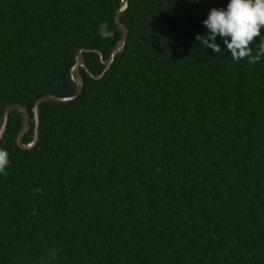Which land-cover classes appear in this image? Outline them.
Instances as JSON below:
<instances>
[{"label":"trees","instance_id":"trees-1","mask_svg":"<svg viewBox=\"0 0 264 264\" xmlns=\"http://www.w3.org/2000/svg\"><path fill=\"white\" fill-rule=\"evenodd\" d=\"M121 4L0 0V126L24 105L32 142L36 102L76 93L80 50L104 71ZM226 4L129 0L126 48L101 79L81 67L78 98L41 104L32 149L11 112L0 264H264V37L238 62L195 39Z\"/></svg>","mask_w":264,"mask_h":264},{"label":"clouds","instance_id":"clouds-1","mask_svg":"<svg viewBox=\"0 0 264 264\" xmlns=\"http://www.w3.org/2000/svg\"><path fill=\"white\" fill-rule=\"evenodd\" d=\"M202 23L206 32L204 35L197 33L195 39L207 50L219 53L226 49L237 62L245 57L251 60L250 45L254 38L264 37V0H227L226 6L212 7ZM261 54H264V42L257 56ZM9 163L8 152L0 149V174H6Z\"/></svg>","mask_w":264,"mask_h":264},{"label":"water","instance_id":"water-1","mask_svg":"<svg viewBox=\"0 0 264 264\" xmlns=\"http://www.w3.org/2000/svg\"><path fill=\"white\" fill-rule=\"evenodd\" d=\"M128 8H129V0H122L121 7L119 8L116 14V22L123 32V38L113 50L110 58L105 59L104 54L102 52L95 50L96 52H99L102 62L106 65L104 71L100 75H94V73L88 68L86 64L85 56H84V53L89 52L90 50L88 49L80 50L76 57V63L71 70V76L73 80L75 81V83L77 84L76 93L71 96H58L56 94H47L36 102L34 106V110H33L34 121H35V134H34V138L32 142L30 143H24V136L30 130L31 121H32L28 108L21 104H12L8 106L4 112L3 122H2V125L0 126V144L6 133V130H7V127L10 121L11 112L13 110H19L23 114L24 122H23V128L18 136L17 143L23 149H32L34 146H36L40 138V122H41L40 121V106L41 104L46 101L67 102V101L74 100L78 98L79 96H81L85 88V80L81 72V67H83L86 70V72L89 73L96 80L101 79L107 73V71L111 68L112 64L114 63L116 56L120 54L122 51H124V49L126 48L127 42H128L129 29L122 22V19H121L122 14ZM108 26H109L108 23H104L101 26V32L105 37L114 35V32L109 30Z\"/></svg>","mask_w":264,"mask_h":264}]
</instances>
